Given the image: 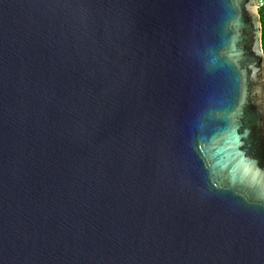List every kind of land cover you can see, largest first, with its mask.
I'll return each mask as SVG.
<instances>
[{
    "label": "water",
    "instance_id": "1",
    "mask_svg": "<svg viewBox=\"0 0 264 264\" xmlns=\"http://www.w3.org/2000/svg\"><path fill=\"white\" fill-rule=\"evenodd\" d=\"M255 0H0V264H264Z\"/></svg>",
    "mask_w": 264,
    "mask_h": 264
},
{
    "label": "built area",
    "instance_id": "2",
    "mask_svg": "<svg viewBox=\"0 0 264 264\" xmlns=\"http://www.w3.org/2000/svg\"><path fill=\"white\" fill-rule=\"evenodd\" d=\"M255 8H256L258 14H260V12H262L264 14V0H255ZM261 44H262V42H261ZM262 49H263V47H262ZM263 53H264V50H263ZM263 85H264V66H263Z\"/></svg>",
    "mask_w": 264,
    "mask_h": 264
},
{
    "label": "trees",
    "instance_id": "3",
    "mask_svg": "<svg viewBox=\"0 0 264 264\" xmlns=\"http://www.w3.org/2000/svg\"><path fill=\"white\" fill-rule=\"evenodd\" d=\"M259 15H260L261 28H262L261 42L264 50V14L260 12Z\"/></svg>",
    "mask_w": 264,
    "mask_h": 264
}]
</instances>
